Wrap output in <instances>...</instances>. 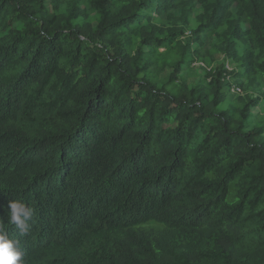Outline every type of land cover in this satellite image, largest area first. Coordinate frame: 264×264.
I'll return each mask as SVG.
<instances>
[{"label": "trees", "instance_id": "trees-1", "mask_svg": "<svg viewBox=\"0 0 264 264\" xmlns=\"http://www.w3.org/2000/svg\"><path fill=\"white\" fill-rule=\"evenodd\" d=\"M194 2L95 0L91 25L76 0H0V217L35 210L8 225L27 264H264V0H197L241 65L190 88L173 11ZM227 76L258 98L222 110Z\"/></svg>", "mask_w": 264, "mask_h": 264}, {"label": "rangeland", "instance_id": "rangeland-1", "mask_svg": "<svg viewBox=\"0 0 264 264\" xmlns=\"http://www.w3.org/2000/svg\"><path fill=\"white\" fill-rule=\"evenodd\" d=\"M67 1V0H65ZM79 5H81V10L85 12V23L96 25L98 19L97 12L93 9L90 4L91 1L95 0H76ZM128 0H110V8L117 9L124 5ZM195 9L192 14L187 18L185 22L182 19H177L182 14V9L179 8L173 11L176 20L174 23L177 24V29H184L186 36L182 38L184 43H190L191 54L188 57L187 63L183 66V71L180 74V82L186 84L190 88H195L197 86H207L210 84V80L214 74V70L217 67L223 65L222 70L227 72L237 71L241 65V61L228 60L225 56V51L223 48L225 46L227 26H217L213 29L212 25L206 20H202L200 17L203 14L200 4L195 0ZM51 12H54L50 4H47ZM159 26L168 25L170 28L173 23L168 22V15L162 14L153 20ZM141 45L142 39L135 38V44ZM224 44V45H223ZM164 51V49H161ZM156 74H159V81H164L173 72V69L161 70L157 66ZM227 81L231 83V92L227 96L226 101L221 105L222 110H227L231 106H238L243 100H249V98L257 99V91L259 88L255 85L253 88H248L246 90V80H233L227 76ZM263 106V104H262ZM254 107L252 111L261 112L264 114V107ZM160 227L156 224H149L144 227L145 230H158Z\"/></svg>", "mask_w": 264, "mask_h": 264}, {"label": "clouds", "instance_id": "clouds-1", "mask_svg": "<svg viewBox=\"0 0 264 264\" xmlns=\"http://www.w3.org/2000/svg\"><path fill=\"white\" fill-rule=\"evenodd\" d=\"M8 208L7 224L0 217V264H27L21 243L19 239L10 237L8 225H15L21 235L26 234L28 221L32 220L35 210L19 199L11 200Z\"/></svg>", "mask_w": 264, "mask_h": 264}]
</instances>
